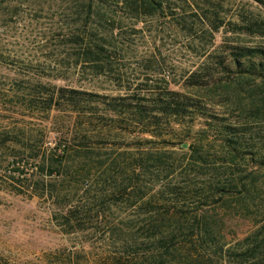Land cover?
I'll return each mask as SVG.
<instances>
[{"label": "rangeland", "instance_id": "374dc122", "mask_svg": "<svg viewBox=\"0 0 264 264\" xmlns=\"http://www.w3.org/2000/svg\"><path fill=\"white\" fill-rule=\"evenodd\" d=\"M158 1L175 8V14L163 9L136 19L128 5L140 0H0V130L15 121L6 115L22 111L4 97L12 95L20 80L23 85L43 83L115 94L119 84L156 72L180 89L183 75L208 53L222 54L228 44L264 45V2ZM209 21L221 23L217 31L209 29ZM88 45L103 49L84 61L92 52ZM223 80L211 88L185 90L236 129L197 118L190 128L178 127L174 145L163 148L166 167L151 166L138 175L119 157L111 166L116 158L113 145L98 148L96 156L104 166L85 177L86 184L73 200L83 210H98L99 216L84 220L82 226L73 223L64 230L53 217L58 208L49 199L31 196L25 188L21 193L12 190L7 159L1 153L0 264H116L111 263L114 257L123 264L137 245H150L141 227L166 210L193 212L204 197L210 202L218 199L214 210L206 207L223 218L224 249H231L213 264H228L233 252L257 243L264 236V83L238 76ZM44 115L29 117L30 129L39 125L46 131L40 156L44 151L49 154L70 119L63 111H51L49 120L40 121ZM232 152L237 156L230 158ZM54 164L57 169L50 174L28 167L27 175L56 186L64 180L67 184L70 179ZM220 187L226 191L220 192Z\"/></svg>", "mask_w": 264, "mask_h": 264}, {"label": "trees", "instance_id": "16d2710c", "mask_svg": "<svg viewBox=\"0 0 264 264\" xmlns=\"http://www.w3.org/2000/svg\"><path fill=\"white\" fill-rule=\"evenodd\" d=\"M128 6L136 19L142 13L157 15L164 9L169 14H175L176 10L158 0H140V3ZM220 24L209 21L208 27L217 31ZM88 46H91L89 49L92 52L85 54L84 61H89L88 54L98 55L103 49L100 45ZM222 51V54L208 53L198 67L184 74L180 89L171 87L176 82L158 76L156 72L134 83L119 84V92L115 94L43 83L23 85V80H20L22 82H17L18 87L12 95L5 94L4 97L6 102L14 101L22 111L17 116L14 115L15 111L6 115V118L15 121L11 125L2 126L0 130V154L7 159L6 165L9 168L6 176L12 180V190L21 193L25 188L31 196L49 199L58 208V211H53V217L64 230L73 223L82 226L84 220L90 221L99 216L98 210L94 213L87 207L83 210L78 201L73 200L77 190L86 184L85 177L98 173L104 166L105 161L96 156L98 148L113 145L116 158L110 163L111 166L119 157L132 174L138 175L145 168L149 170L151 166H165L162 156L166 152L163 148L174 145L173 138L178 127L190 128L197 118L203 119L206 124L213 123L208 118L215 119L225 128L236 129V125L223 123V117L210 112L211 107L207 102L185 90L211 88L223 84V79L229 76L259 79L264 83V45L228 44ZM51 111L68 114V129L63 136L55 139L49 154L44 151L40 156L46 131L39 125L36 129H30L29 124L33 121L29 117L43 113L45 115L38 119L46 121ZM143 145L150 148H144ZM134 150H137V155ZM235 156L236 153H230V158ZM54 163L62 168L59 174L62 172L70 179L67 184H64V180L56 186L27 175L28 167L50 174L57 169ZM120 170L123 171L122 167ZM171 172L172 169L167 174ZM218 189L220 192L226 191L224 187ZM217 202L216 198L210 202L208 197H204L196 203L193 212L182 208L175 213L166 210L157 219H152L146 227H141L144 240H148L150 245L143 247L142 243H134L133 246L137 245L138 249H133L135 253L130 254L133 257L123 264L220 262L225 252L231 249H224L223 218L219 219L217 213L208 212L207 209L211 206L214 210ZM97 203L98 207L103 206L101 201ZM229 256L228 264H264V236L252 247L233 252ZM114 258L115 262L111 263H121L118 258Z\"/></svg>", "mask_w": 264, "mask_h": 264}]
</instances>
